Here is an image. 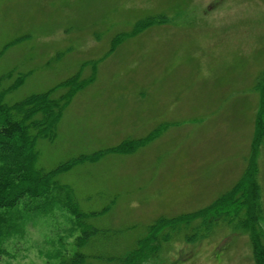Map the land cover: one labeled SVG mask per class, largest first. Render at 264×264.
I'll list each match as a JSON object with an SVG mask.
<instances>
[{"label":"rangeland","instance_id":"1","mask_svg":"<svg viewBox=\"0 0 264 264\" xmlns=\"http://www.w3.org/2000/svg\"><path fill=\"white\" fill-rule=\"evenodd\" d=\"M263 71L264 0H0V77L12 75L1 88L23 76L3 103L52 88L58 98L68 78L86 80L55 138L37 139L36 168L100 153L57 172L63 189L26 199L0 264H57L77 249L89 264H119L157 219L207 207L252 160ZM255 161L264 227V144ZM73 206L85 213L79 224ZM199 222L162 228L170 238L156 264H254L245 229ZM88 227L106 232L77 248Z\"/></svg>","mask_w":264,"mask_h":264},{"label":"trees","instance_id":"2","mask_svg":"<svg viewBox=\"0 0 264 264\" xmlns=\"http://www.w3.org/2000/svg\"><path fill=\"white\" fill-rule=\"evenodd\" d=\"M145 24L147 23L137 22L135 30L143 28ZM77 75L61 83V86L68 89L58 98L51 97L54 90L52 88L42 93L31 94L12 104L3 103V96L6 91L20 85L23 76L16 77L6 89L1 88V81L12 75L8 73L0 77V245L6 241L4 239L19 231L27 221L23 208L26 209V204L30 203V200L26 199L50 197L54 190L64 188L53 180L57 172L68 170L77 163L92 162L100 154L95 152L91 155H79L45 172L35 166L38 155L37 139L55 138L56 125L63 108L73 93L86 83V80L78 79ZM255 88L259 99L251 142L252 160L247 162L240 180L202 210L157 219L148 227L146 235L138 239L133 249L116 257L119 264H156L161 242L170 238V232H160L162 228L169 226L173 227V230H181V226H189L194 219L200 221L197 230L205 229L208 224L213 226L219 220L230 226L242 227L249 236L254 264H264V227L260 225L262 205L255 161L259 146L264 144V71L258 76ZM141 141H125L110 148L109 151H131ZM23 201L25 202L22 205ZM71 212L78 224L85 216V213L75 206ZM105 232L94 227L83 228L81 234L76 237L75 244L80 248L96 234ZM57 264L89 262L87 255L77 249L72 254L62 257Z\"/></svg>","mask_w":264,"mask_h":264}]
</instances>
